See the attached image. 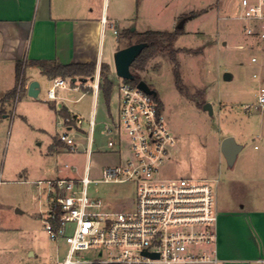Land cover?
<instances>
[{"label":"rangeland","instance_id":"374dc122","mask_svg":"<svg viewBox=\"0 0 264 264\" xmlns=\"http://www.w3.org/2000/svg\"><path fill=\"white\" fill-rule=\"evenodd\" d=\"M239 4L240 0H160L157 4L156 17L157 20L162 19L163 25L167 28L171 26L170 13L182 8L189 10L204 6L202 9H212L207 15L194 18L186 24V29L194 32L181 36L175 42L179 49L177 63L167 54L157 53L148 59L143 68L135 69L143 80L159 93L164 102L166 123L177 137L172 160L164 166L163 176L219 179L218 184L213 182L216 201L220 195V186L230 187L241 194V184L238 181H244L247 174L252 176L248 180L249 186L256 188L264 186V180H257L264 177L261 169L258 168L257 173L251 175L241 162V158L235 165H230L221 151L222 139L230 135L235 136L237 142L244 144L246 149L254 144L261 146L264 143L257 137L256 131V125L260 124L262 115L255 108L251 112L245 110V104H255L259 88L264 85V39L244 34L241 21L236 18ZM219 8L230 14L235 13L228 22L227 36L219 31L221 29L217 33L216 19ZM206 19L209 20L210 26L203 31L201 29ZM121 32L119 37L113 30L108 33L106 59L112 64V71L111 75L109 70H106L105 74H109L113 84L110 99H107L102 88L96 116L98 124L94 133L93 153L89 159L84 150L78 152L62 150L56 156V173L59 172L63 176H83L86 165L89 164L90 177L102 179V170L105 167L123 162L130 155L128 147L130 138L127 132L122 133L123 144L119 146L121 152L119 157L110 151L108 137L103 133L104 124L101 123L109 112L114 117L118 114V86L122 78L116 73L114 55L118 49L128 46L129 42H137L136 36L122 37ZM253 57L257 60L253 61ZM174 67L180 71L184 91H180L176 85ZM226 72L232 74V79H224ZM101 80L102 87L106 79ZM93 82L91 79L86 82L78 80L76 84L83 87L64 94L76 99L87 86H92ZM91 95L89 91L79 100L65 102L81 115L83 122L79 128L86 130L90 127V116L85 113L92 108ZM206 102L212 103L213 114L204 109ZM64 121V115L56 116V129L59 133L67 130ZM78 130L73 127L70 134L86 144L87 137L78 134ZM234 185H237L236 188ZM88 190L91 197L102 199L112 209H131L136 204L137 183L133 180L91 182ZM224 197L227 198V195ZM18 208H13V212ZM13 215L18 220L13 222L15 226L6 222L9 228L2 227L3 230L0 232V264L63 262L69 245L64 240L60 242L52 240L42 218L32 220L24 214ZM78 257L91 261L96 258V250L80 251Z\"/></svg>","mask_w":264,"mask_h":264},{"label":"crops","instance_id":"0c3cea01","mask_svg":"<svg viewBox=\"0 0 264 264\" xmlns=\"http://www.w3.org/2000/svg\"><path fill=\"white\" fill-rule=\"evenodd\" d=\"M159 1L0 0V99L20 82L22 84L21 95L6 104L8 114L0 117V155L3 159L4 180L0 187V232L2 227L9 228L6 222L15 226L13 222L17 217L13 213L24 214L32 220L42 218L48 208L45 206L48 205V193L47 186L38 181L67 177L56 173V156L64 150L59 141L60 133L56 129V116L63 115V112L56 107V100L47 97L49 88L58 76L46 74L37 61L60 64L96 63L93 81L99 83V89L87 86L76 99H71L64 93L79 88L64 89L61 95L67 99L58 101L69 114L81 117L65 102L79 100L87 92H91L92 108L85 114L90 116L89 121L92 116L95 118L94 130L90 127L89 130L79 128L81 123L66 125V131L70 133L73 127L78 128V134L87 137V143L94 150V133L98 124L96 116L103 88L102 64L108 63L112 71V64L106 59L109 31L116 33L115 30H118V37L123 29L131 27L137 31H173L179 19L188 15L185 32L179 39L194 32L186 29L188 21L207 15L212 9L205 10L202 9L203 6L200 9L182 8L170 13L171 26L167 28L163 25L164 21L157 20L156 17ZM233 16L235 13L218 9L217 33L222 31L227 36L228 22ZM209 26V20L206 19L201 30L204 31ZM20 62L23 67L22 81L19 82L16 69ZM34 80L40 84L37 97L28 94V86ZM259 113L262 120L256 125L257 137L264 142V112ZM112 117L109 112L101 123L105 126ZM242 145L235 163L241 158L251 175L257 173L258 168L264 174V143L261 146L254 144L248 149ZM110 151L119 157L121 155L120 150L110 148ZM249 177L252 176L247 174L244 181H238L241 184V194L230 187L220 186V195L216 201L218 261L192 264H264V186H249ZM259 179L262 181L264 177L257 178ZM236 186L234 185L235 188ZM245 193L247 195L244 196ZM225 194L227 198L224 197ZM15 207L19 208L13 212Z\"/></svg>","mask_w":264,"mask_h":264},{"label":"built area","instance_id":"2783aa9c","mask_svg":"<svg viewBox=\"0 0 264 264\" xmlns=\"http://www.w3.org/2000/svg\"><path fill=\"white\" fill-rule=\"evenodd\" d=\"M236 17L246 36L264 39V0H240ZM118 33V30H115ZM253 61L257 58L253 57ZM74 85V86H72ZM80 88L72 77L58 76L47 92L50 100L62 110L60 99L64 89ZM94 90L99 83L93 82ZM118 114L105 123L108 147L119 150L122 133L127 132L130 155L122 162L102 170V179H92L90 166L83 176L56 177L39 180L47 186L48 208L42 217L50 238L68 245L61 264H192L217 262L218 210L213 182L219 179L166 177L162 171L173 157L177 137L168 127L164 109L156 97L125 79L119 83ZM22 93L18 84L16 99ZM264 112V85L259 88L254 105ZM65 125H77L82 117L64 116ZM90 128L96 125L90 118ZM62 148L84 150L90 159V143L75 139L68 131L59 134ZM74 169V167H73ZM3 159L0 155V187L3 184ZM137 183L136 204L131 209L109 208L100 198L89 195L91 182ZM96 250L91 261L79 258L80 251ZM101 253V254H100Z\"/></svg>","mask_w":264,"mask_h":264},{"label":"trees","instance_id":"16d2710c","mask_svg":"<svg viewBox=\"0 0 264 264\" xmlns=\"http://www.w3.org/2000/svg\"><path fill=\"white\" fill-rule=\"evenodd\" d=\"M181 18H188V15H184ZM185 32V26L183 28H176L173 31L169 30H146V31H137L131 28L123 29L121 32L122 37H137V42H145L146 46L135 59L131 65L132 73L134 74V79H125L135 85H137L143 78L135 69H140L144 67V64L148 61L150 57L157 53L167 54L175 63H177V53L179 49L176 47L175 42L178 37ZM133 42H129L128 45H131ZM38 64L42 67L43 71L49 75L56 76H70V77H92L96 73V63L95 62H72L69 64H60L52 63L49 61H37ZM22 63L17 65V77L18 81H22ZM106 70L111 71V67L108 63L102 64L101 76L106 79L103 84V90L107 96V99H110L112 81L109 78V74H105ZM174 75L176 78V85L180 91H184V87L181 84V75L177 67H174ZM152 88V87H151ZM18 86L6 93L2 99H0V117L8 114L6 104L16 97ZM153 89V88H152ZM155 90V89H154ZM157 101L159 102L160 108L164 109L163 102L159 96V93L155 90L153 94ZM64 116H68L69 112L62 108ZM92 264H118V263H101L99 261H94Z\"/></svg>","mask_w":264,"mask_h":264},{"label":"water","instance_id":"95a60500","mask_svg":"<svg viewBox=\"0 0 264 264\" xmlns=\"http://www.w3.org/2000/svg\"><path fill=\"white\" fill-rule=\"evenodd\" d=\"M186 18H182L178 23V28H183L185 26ZM134 30V29H133ZM146 46L145 42H136L131 45H128L124 48L118 49L114 55V62L116 73L122 79H134V74L131 70V65L141 53V51ZM232 74L230 72H226L224 74L225 80L232 79ZM91 80H94V76L90 77ZM78 80L82 82H86L88 80L87 77H72L73 82H77ZM39 82L34 80L28 86V94L33 97H37L39 93ZM138 87L143 89L144 91L154 94L155 90L151 88V86L145 81L141 80L138 83ZM204 109L208 110L210 114H213V106L212 103L206 102L204 104ZM243 145L238 143L236 138L232 135L226 136L221 141V151L226 157L228 163L233 165L237 159L238 154L240 153ZM101 254V253H100Z\"/></svg>","mask_w":264,"mask_h":264}]
</instances>
